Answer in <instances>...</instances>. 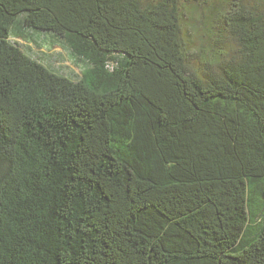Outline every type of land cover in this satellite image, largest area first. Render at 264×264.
Segmentation results:
<instances>
[{
    "label": "trees",
    "instance_id": "obj_1",
    "mask_svg": "<svg viewBox=\"0 0 264 264\" xmlns=\"http://www.w3.org/2000/svg\"><path fill=\"white\" fill-rule=\"evenodd\" d=\"M0 264H264V0H0Z\"/></svg>",
    "mask_w": 264,
    "mask_h": 264
},
{
    "label": "rangeland",
    "instance_id": "obj_2",
    "mask_svg": "<svg viewBox=\"0 0 264 264\" xmlns=\"http://www.w3.org/2000/svg\"><path fill=\"white\" fill-rule=\"evenodd\" d=\"M249 2L252 4H258V0H249ZM188 14L189 16L193 15V17H195L194 21L198 22L199 18H203L208 14V8L206 7L205 10L203 7L191 8L189 9ZM15 41L23 45L24 50L29 46L28 49H32L37 55H46L50 57L55 66H60L63 70H67L76 75L81 74L82 68L79 62L72 58L69 51L64 49L62 45L56 41L54 42L48 39L47 36L42 37L35 35L33 36L32 41H24L20 38H16Z\"/></svg>",
    "mask_w": 264,
    "mask_h": 264
}]
</instances>
